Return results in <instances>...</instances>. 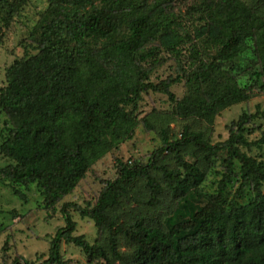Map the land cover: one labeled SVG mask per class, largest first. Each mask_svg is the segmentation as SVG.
I'll return each instance as SVG.
<instances>
[{
  "label": "trees",
  "instance_id": "16d2710c",
  "mask_svg": "<svg viewBox=\"0 0 264 264\" xmlns=\"http://www.w3.org/2000/svg\"><path fill=\"white\" fill-rule=\"evenodd\" d=\"M28 2L0 0V45ZM26 38L0 87V182L13 194L26 200L17 186L34 184L53 209L139 124L157 130L160 145L146 162L118 160L92 205L63 203L64 225L45 259L12 264H68L63 241L88 264H264V158L241 150L264 143L246 137V124L264 109L243 112L218 144L187 123L176 137L140 115L143 94L156 92L168 96L174 117L210 127L223 109L264 92V0H47ZM185 53L175 78L150 79L164 54ZM177 82L185 87L179 99L170 90ZM223 150L222 176L206 192L201 184ZM70 209L102 240L74 234Z\"/></svg>",
  "mask_w": 264,
  "mask_h": 264
},
{
  "label": "rangeland",
  "instance_id": "374dc122",
  "mask_svg": "<svg viewBox=\"0 0 264 264\" xmlns=\"http://www.w3.org/2000/svg\"><path fill=\"white\" fill-rule=\"evenodd\" d=\"M47 0H29L28 4L20 11V14L11 24L10 30L6 33L3 43L0 45V87L4 86L5 68L17 57L24 53V46L29 41L27 33L38 18V14L45 9ZM29 49V47H27ZM34 52V51H33ZM188 55L185 53L179 60L164 54V59L155 67L150 75L154 82L175 78L180 70V65L186 66ZM172 94L181 98L185 94V87L182 82L172 84L170 87ZM172 104L166 94L147 92L143 94L140 102L141 116H146L154 123L156 129L161 126L168 128V132L176 137L180 136L181 125L187 123L193 129H202L210 135L213 144L224 142L230 133V128L234 126L233 121L246 112L256 113L264 109V92H257L246 101L235 103L220 111L215 117L212 125L206 126L198 119H180L171 114ZM140 116V117H141ZM5 117L0 114V128ZM246 137L249 141H257L264 136V116L255 117L246 124ZM160 145L157 130H147L139 124L132 137L121 143L117 148L106 153L97 160L79 182L77 187L68 195L64 196L53 209H45L42 204V196L39 189L33 184L29 188L17 186L25 195L23 200L13 194L10 184L0 182V264H12L14 259H27L32 262H40L48 255L49 243L56 230L64 225V219L60 212V207L65 202H72L80 207L92 205L106 180L116 177V163L118 160L131 163L133 161L146 162L151 153ZM253 156L261 155L264 158V143L253 146L250 151L246 147H241ZM226 155L223 150L220 155L214 158L213 165L209 166L206 172L207 178L201 184L206 192H214L217 183L224 171L222 159ZM161 160L163 163H170L169 158L164 154ZM187 160L196 162L194 157H185ZM4 159L0 155V164ZM200 166H203L202 164ZM204 167V166H203ZM158 176L160 173L158 172ZM237 187V183L235 184ZM264 191V184H263ZM190 200V199H189ZM159 208H164L161 217L168 214L170 203L169 198L161 201ZM135 211L142 210V214H150L139 207L137 203L131 202ZM181 203V202H180ZM137 204V205H136ZM180 204L179 207L184 205ZM130 210L129 206H125ZM72 219L76 222L74 234L83 235L86 240L93 242L102 240L101 234L94 226L93 222L80 216L79 212L70 209ZM123 251H128L126 245L120 246ZM61 253L68 264H88L86 256L72 243H61Z\"/></svg>",
  "mask_w": 264,
  "mask_h": 264
}]
</instances>
